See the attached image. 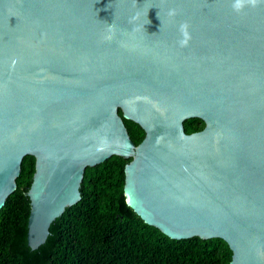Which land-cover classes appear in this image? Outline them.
Listing matches in <instances>:
<instances>
[{
  "label": "water",
  "instance_id": "obj_1",
  "mask_svg": "<svg viewBox=\"0 0 264 264\" xmlns=\"http://www.w3.org/2000/svg\"><path fill=\"white\" fill-rule=\"evenodd\" d=\"M190 119L204 129L186 134ZM26 156L31 250L80 201L85 170L117 156L146 225L264 264V4L0 0V209Z\"/></svg>",
  "mask_w": 264,
  "mask_h": 264
},
{
  "label": "trees",
  "instance_id": "obj_2",
  "mask_svg": "<svg viewBox=\"0 0 264 264\" xmlns=\"http://www.w3.org/2000/svg\"><path fill=\"white\" fill-rule=\"evenodd\" d=\"M123 122L131 141L140 144L144 131L129 120ZM183 126L186 134H193L205 124L190 119ZM130 161L113 156L87 168L80 201L55 220L45 244L31 250L27 243V193L35 158L26 156L16 189L0 209V264H229L232 254L223 240H171L127 206L124 168Z\"/></svg>",
  "mask_w": 264,
  "mask_h": 264
},
{
  "label": "clouds",
  "instance_id": "obj_3",
  "mask_svg": "<svg viewBox=\"0 0 264 264\" xmlns=\"http://www.w3.org/2000/svg\"><path fill=\"white\" fill-rule=\"evenodd\" d=\"M260 4H264V0H231L232 8L236 12H240V11L244 10L246 7H256ZM175 15H176L175 9L169 10V16H175ZM110 27H111V25H110ZM187 28H188V25L186 22L180 25V31L183 34V36L185 37L184 39L179 41L181 46L186 45L188 42V40H187V37H188Z\"/></svg>",
  "mask_w": 264,
  "mask_h": 264
}]
</instances>
